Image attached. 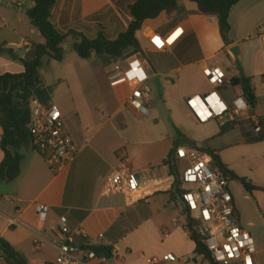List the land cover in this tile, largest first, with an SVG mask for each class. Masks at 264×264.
Here are the masks:
<instances>
[{
    "label": "crops",
    "instance_id": "obj_1",
    "mask_svg": "<svg viewBox=\"0 0 264 264\" xmlns=\"http://www.w3.org/2000/svg\"><path fill=\"white\" fill-rule=\"evenodd\" d=\"M134 1L57 0L52 11V23L61 33L70 34L63 49L65 45L68 49L73 47L80 40L77 34L96 39L103 33L111 40L117 39L131 22L129 15V23L124 21L121 26V8L126 6L128 9ZM34 7V0H0V74L24 73L26 67L22 60L25 59L18 55L20 50H30L46 43L28 18ZM163 14L152 20V24L144 23L142 41L139 39L141 31L138 33L143 53L152 56L159 69L156 73V67L144 60L150 76L149 84L162 74L181 73L194 66L208 80L204 69L220 68L226 74V82L217 91L234 110L236 102L243 98V91L240 86L232 87L230 81L240 75L251 78L257 97L254 115L250 116V110L244 113L249 116L242 120L238 118L234 130L211 142L212 147L220 151V157L227 149L247 145L243 143L244 134L254 136L258 133L245 121L252 119L259 123L264 120V0H242L232 9L227 42L222 39L218 19L210 21L208 16L199 13L194 3L180 1L177 9ZM177 29L184 31L178 42L165 51L156 50L152 39L167 36ZM204 41L211 49L204 46ZM235 46L240 47L239 62L229 53ZM220 57L224 60H219ZM107 60L104 58V62ZM59 63L45 61L39 70V86H53V81L42 79L41 71L48 66L56 73L60 71V66H55ZM176 78L178 82L179 76ZM259 78L261 92L255 86ZM70 86L73 106H62L60 110L66 129L78 148L77 159L68 171L56 176L32 146L20 150L24 156L20 177L13 183L0 181V240L22 254L28 264H55L64 243L58 222L64 217L72 232H81L87 237H79L77 244L90 247V250L96 246L113 249L112 258L103 257L107 264H149V259L162 258L167 254L180 259L173 264H206L202 257L196 255V243L188 231L184 204L171 194L175 190V177L166 161L176 136L171 139L172 148L161 153L157 151L160 141H163L158 139V130L150 131L143 124L134 123L130 116L139 120L150 117L152 101L150 115L141 118L125 106L131 88L124 79L110 81L108 78L105 88L101 81L98 82L101 100L97 94L77 95ZM185 107L197 121L187 106V99ZM232 133L240 135L238 143L219 145ZM261 135L264 137V127ZM2 136L0 126V164L5 157L1 148ZM253 145L264 146V142ZM221 160L237 177L252 178L242 173L237 165L228 163L223 157ZM255 163H264V154L255 159ZM119 169L137 176L146 199L130 204L125 196L102 195L107 178ZM252 195L253 200L245 195L243 200L247 202L240 204L232 196L240 226L252 234L257 245L264 241V191H256ZM40 206L50 208L45 220L39 216ZM72 211L88 212V215L80 220L81 216L73 215ZM14 220L17 222L15 225L12 224Z\"/></svg>",
    "mask_w": 264,
    "mask_h": 264
},
{
    "label": "built area",
    "instance_id": "obj_2",
    "mask_svg": "<svg viewBox=\"0 0 264 264\" xmlns=\"http://www.w3.org/2000/svg\"><path fill=\"white\" fill-rule=\"evenodd\" d=\"M210 21L216 17L208 16ZM178 32L173 43L170 38ZM184 31L177 29L164 37L152 39L158 51L172 48L182 37ZM158 41V42H157ZM264 46V36L262 37ZM147 63L141 59V53L123 61H114L108 69L110 81L124 79L131 88L125 106L136 116L144 118L150 115L152 88ZM204 75L214 90L206 95H197L187 99V106L200 124L219 120L224 126L226 120L236 122L238 117L249 112L250 105L243 98L238 100L235 109L231 110L225 103L218 88L225 85L226 74L220 68L204 69ZM240 102V103H238ZM242 105V106H241ZM31 124L29 133L32 148L47 162L54 175H60L70 169L78 156L72 137L59 107L55 104H42L35 96L31 100ZM255 132L261 131L259 123L254 124ZM178 164L183 166L182 202L187 219L192 229L209 250L212 259L218 264H257L255 240L250 232L240 226L236 215L235 202L229 190L230 178L218 168L213 159L198 150L182 147L175 153ZM189 186L188 189H184ZM105 197L125 196L130 204L146 199L144 187L132 172L114 170L103 187ZM50 208L40 206L38 213L45 220ZM12 224H17L16 220ZM58 231L64 243L55 264H107L106 260L86 246L77 244L79 237L87 238L81 232H72L67 219L62 217L58 222ZM180 259L174 254L162 258L149 259V264L178 263ZM6 260L0 251V264Z\"/></svg>",
    "mask_w": 264,
    "mask_h": 264
},
{
    "label": "trees",
    "instance_id": "obj_3",
    "mask_svg": "<svg viewBox=\"0 0 264 264\" xmlns=\"http://www.w3.org/2000/svg\"><path fill=\"white\" fill-rule=\"evenodd\" d=\"M180 1L194 3L197 5L200 14L216 17L221 36L227 42V36L230 32V13L242 0H135L128 7L131 22L127 30L120 34L117 39L111 40L103 33L99 34L96 39H89L83 34H77L80 40L73 45V49L83 60H90L93 55H97L108 58L109 63L122 59L125 56V52L129 49L138 50L142 54L143 50L138 39V33L142 30L144 23L158 19L165 12L174 11ZM34 2L35 7L29 11L28 18L31 24L40 31L46 43L36 46L37 58L34 61L22 60L26 67L24 73L0 74V126L3 129L1 148L5 155L3 162L0 164V181L6 183H13L20 177L24 160L20 150L32 146V138L29 133V126L32 120L30 104L34 98V91L40 84L39 70L43 67L46 60L63 61L65 53L63 45L70 35L61 33L52 23V11L57 0H34ZM230 84L232 87L240 86L242 88L243 97L250 105V116H253L257 106V97L252 86V79L240 75L233 78ZM249 123L254 128L255 122L252 119H249ZM259 124L261 131L257 135L244 134V144L253 145L264 142V137L261 135L264 120H260ZM236 126V122L226 120L224 126L220 124V132L215 138L201 144L189 142L177 130V138L166 161V164L170 167L171 175L175 177V190L171 193L174 197L182 200L184 193L183 173L180 171L178 161L175 159V153L178 149L185 146H190V148L211 157L214 164L230 180L236 179L240 181L247 192L253 194L256 191H264V189L257 187L251 181L237 177L222 162L219 155L220 151L214 149L211 145V142L234 130ZM71 213L81 216L80 220L85 219L88 215V212L72 211ZM187 227L191 238L196 243V255L202 257L207 264H218L212 259L207 247L193 231L190 220H188ZM91 249L99 256L106 259L112 258V248L96 246ZM0 251L8 264H28L22 254L3 240H0Z\"/></svg>",
    "mask_w": 264,
    "mask_h": 264
},
{
    "label": "rangeland",
    "instance_id": "obj_4",
    "mask_svg": "<svg viewBox=\"0 0 264 264\" xmlns=\"http://www.w3.org/2000/svg\"><path fill=\"white\" fill-rule=\"evenodd\" d=\"M163 16H166V14H163ZM128 17V9L124 6L121 8L119 16L121 26L124 25V21L129 23ZM152 23L153 21H147L146 25ZM143 36L144 31H141L139 34L140 41L143 40ZM204 46L211 49L205 41ZM64 52L63 61L57 65L54 64L55 66H60L58 67L60 71H56V73L54 71L52 72L48 66L44 67L41 71L42 79L47 78L53 81V87L56 89V92L52 96L53 104L57 105L59 109L62 106L67 108L73 106L69 85H71L70 87H72L74 93L77 95L86 97L97 94L98 99L101 100V96L98 95L97 83L101 81L102 87L104 88L108 86L106 71L110 66L108 60L104 62V58L106 57L93 55L90 60H83L77 55L73 47L68 49L67 45L64 47ZM141 59L148 60L149 63L156 67V62L152 56L142 53ZM219 60L223 61L224 57H220ZM197 68V66H194L184 69L181 73L162 74L154 79L150 84L153 90L152 115L142 120L130 115L134 123H141L150 131L158 130V139L163 141H160V148L157 151L161 153L169 151L172 148L171 139L173 136L177 138V130L189 142L198 144L213 139L220 131L219 126L221 122L219 120H214L207 124H200L185 107L186 99L189 97L196 94L206 95L213 90L209 81L198 73ZM158 70L156 67V73H158ZM177 75L179 76L178 82L176 81ZM64 77L67 78L65 79ZM255 86L258 92L262 91L261 78L256 80ZM77 99L79 98L77 97ZM31 109L32 106L30 104ZM124 112L127 113L126 110ZM248 116V114H242L238 118L242 120ZM245 122L250 129L253 128L249 121ZM238 141H240V135L232 133L225 139L223 144L220 143L219 145H224L229 142L238 143ZM263 154L264 146L262 145L241 144L223 151L221 157L228 163L237 165L242 173L250 175L252 178H248V181H251L256 186L264 187V163H255V159L261 158ZM179 168L183 172V166L181 164ZM188 188L189 186H186L184 189ZM229 190L239 204L247 202L243 200V196L245 195L249 200L254 199L253 195L247 192L241 182L236 179L230 180ZM256 250L257 264H264V241L262 244L258 243L256 245Z\"/></svg>",
    "mask_w": 264,
    "mask_h": 264
},
{
    "label": "water",
    "instance_id": "obj_5",
    "mask_svg": "<svg viewBox=\"0 0 264 264\" xmlns=\"http://www.w3.org/2000/svg\"><path fill=\"white\" fill-rule=\"evenodd\" d=\"M229 53L234 58L236 62L240 61V47L235 46L229 50ZM138 50H127L125 52V56L122 58L123 61H126L127 59L134 57L135 55H138ZM18 55L21 58H24L28 62H32L37 58V49L31 48L30 50L22 49L18 53ZM38 83V82H37ZM54 94V87L48 86V87H41L38 86L34 91V96L44 105L52 104V96ZM87 250H90V247L87 248Z\"/></svg>",
    "mask_w": 264,
    "mask_h": 264
},
{
    "label": "bare ground",
    "instance_id": "obj_6",
    "mask_svg": "<svg viewBox=\"0 0 264 264\" xmlns=\"http://www.w3.org/2000/svg\"><path fill=\"white\" fill-rule=\"evenodd\" d=\"M177 36H178V32H177L176 34H174L172 37H175V38H176ZM172 37H171V38H172ZM171 38H170L169 42H170V43H173L174 38H172V39H171Z\"/></svg>",
    "mask_w": 264,
    "mask_h": 264
},
{
    "label": "clouds",
    "instance_id": "obj_7",
    "mask_svg": "<svg viewBox=\"0 0 264 264\" xmlns=\"http://www.w3.org/2000/svg\"><path fill=\"white\" fill-rule=\"evenodd\" d=\"M238 103H240V102H238ZM242 106V105H241Z\"/></svg>",
    "mask_w": 264,
    "mask_h": 264
},
{
    "label": "snow or ice",
    "instance_id": "obj_8",
    "mask_svg": "<svg viewBox=\"0 0 264 264\" xmlns=\"http://www.w3.org/2000/svg\"><path fill=\"white\" fill-rule=\"evenodd\" d=\"M158 42V41H157Z\"/></svg>",
    "mask_w": 264,
    "mask_h": 264
}]
</instances>
